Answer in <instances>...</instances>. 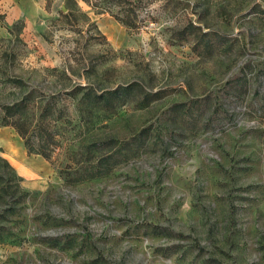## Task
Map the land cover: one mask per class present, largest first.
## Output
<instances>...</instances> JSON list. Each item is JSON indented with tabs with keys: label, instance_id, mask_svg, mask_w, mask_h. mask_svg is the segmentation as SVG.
<instances>
[{
	"label": "rangeland",
	"instance_id": "1",
	"mask_svg": "<svg viewBox=\"0 0 264 264\" xmlns=\"http://www.w3.org/2000/svg\"><path fill=\"white\" fill-rule=\"evenodd\" d=\"M131 1L134 27L115 0H0L8 75L69 113L50 161L12 165L28 195L0 204V264H264V0ZM61 70L114 107L80 121ZM106 139L107 173L69 182Z\"/></svg>",
	"mask_w": 264,
	"mask_h": 264
},
{
	"label": "trees",
	"instance_id": "2",
	"mask_svg": "<svg viewBox=\"0 0 264 264\" xmlns=\"http://www.w3.org/2000/svg\"><path fill=\"white\" fill-rule=\"evenodd\" d=\"M92 7L102 12L112 11L109 6H101L102 2L85 0ZM140 1V0H137ZM119 6L115 18L126 27H134L138 17L136 9L139 7L137 3L129 0H115ZM48 7V2L46 4ZM100 13V12H99ZM68 16V13H64ZM21 23V22H20ZM19 22L14 23L12 27L20 28ZM188 34L198 31L201 37H206V32L198 26L189 24L187 28ZM16 47L0 52V126L11 127L15 133L21 138L24 147L29 154L42 156L45 160L50 161L53 154L62 147L63 135L68 120V106L58 100L56 94H44L36 90V86L29 85L20 77H10L8 72L15 69L17 63ZM6 76V77H4ZM5 79V81L3 80ZM57 79L67 81L69 90L65 91L66 99L71 100L74 105V110L79 111V120L84 116L80 114L83 109L89 111L103 110L109 111L114 107L118 90H106L101 93H96L93 90H88L85 86H80L66 75L64 70L58 72ZM12 89V90H9ZM85 118L88 119V117ZM106 146V151L100 158L94 157L97 151H103L98 146L99 140L91 143L90 150L86 153H93L90 159L81 160L77 166L70 167L68 171L69 182H81L103 176L107 173V165L112 157V150L116 146L113 139L103 141ZM101 154V153H100ZM98 154V156L100 155ZM75 155V154H74ZM81 155V154H80ZM96 156V155H95ZM74 157H71V160ZM73 163V160H72ZM103 167V168H102ZM22 178L16 174L11 164L4 158L0 157V204H3L5 212L10 214L20 210L28 195L20 183Z\"/></svg>",
	"mask_w": 264,
	"mask_h": 264
},
{
	"label": "crops",
	"instance_id": "3",
	"mask_svg": "<svg viewBox=\"0 0 264 264\" xmlns=\"http://www.w3.org/2000/svg\"><path fill=\"white\" fill-rule=\"evenodd\" d=\"M23 143L21 138L15 134V131L11 127H2L0 128V148L3 149L0 155L5 156L9 163L12 165L23 167L25 170L29 168V170H34V163H40L41 165L45 164L42 160H39L37 156H32L30 158L26 157L24 154ZM9 147V148H7ZM13 150L12 151H10ZM14 158L15 163L12 162L11 158ZM27 162V165H25Z\"/></svg>",
	"mask_w": 264,
	"mask_h": 264
},
{
	"label": "bare ground",
	"instance_id": "4",
	"mask_svg": "<svg viewBox=\"0 0 264 264\" xmlns=\"http://www.w3.org/2000/svg\"><path fill=\"white\" fill-rule=\"evenodd\" d=\"M9 148V147H8Z\"/></svg>",
	"mask_w": 264,
	"mask_h": 264
}]
</instances>
